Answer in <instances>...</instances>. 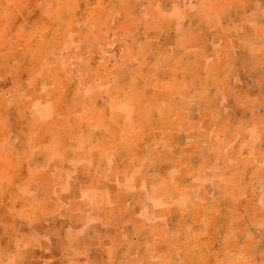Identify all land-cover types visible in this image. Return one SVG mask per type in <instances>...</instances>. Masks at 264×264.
Here are the masks:
<instances>
[{
  "label": "rangeland",
  "instance_id": "1",
  "mask_svg": "<svg viewBox=\"0 0 264 264\" xmlns=\"http://www.w3.org/2000/svg\"><path fill=\"white\" fill-rule=\"evenodd\" d=\"M62 212L96 264H264V0H0V264Z\"/></svg>",
  "mask_w": 264,
  "mask_h": 264
},
{
  "label": "crops",
  "instance_id": "2",
  "mask_svg": "<svg viewBox=\"0 0 264 264\" xmlns=\"http://www.w3.org/2000/svg\"><path fill=\"white\" fill-rule=\"evenodd\" d=\"M99 1V0H98ZM93 2V1H92ZM103 1L100 3L102 4ZM96 4H99L96 3ZM106 195L110 196L109 191L106 192ZM63 200V198H62ZM63 201H62V211H63ZM93 207L90 209L92 210ZM92 212V211H90ZM98 221V220H97ZM95 228L96 222L81 224V231L84 233L89 230V228ZM79 228L77 226H68V221L64 217V213L62 212V262L66 261L65 264H96V261L90 252L86 251V247L83 245H78L76 236L79 235L78 231ZM30 234L27 236L25 240L18 238L16 240V245L8 254V260H11V264H50L52 261L53 255L51 254V250L49 244H45L40 242L39 240L36 241L34 239V232L28 230ZM32 236V239H31ZM64 237V238H63ZM125 241V240H124ZM139 240L135 239L132 242L137 243ZM108 247L113 246L112 242L111 245ZM98 254V253H97ZM104 259H102V264H120V260H118L117 256L114 254H101ZM10 256V257H9ZM124 264H131L132 260L139 261L138 256L132 258L131 253H126L123 255ZM4 261V257H0V261Z\"/></svg>",
  "mask_w": 264,
  "mask_h": 264
}]
</instances>
